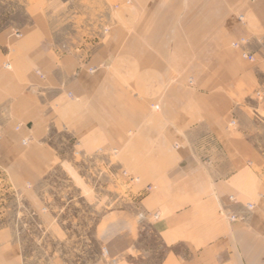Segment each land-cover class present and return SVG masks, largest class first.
Returning a JSON list of instances; mask_svg holds the SVG:
<instances>
[{
	"label": "crops",
	"instance_id": "0c3cea01",
	"mask_svg": "<svg viewBox=\"0 0 264 264\" xmlns=\"http://www.w3.org/2000/svg\"><path fill=\"white\" fill-rule=\"evenodd\" d=\"M240 39L255 63L227 46ZM256 87L264 0L120 4L85 56L62 52L44 18L0 28V169L37 206L35 187L60 162L56 134L84 156H109L138 203L101 216L105 255L90 264H264V115L251 114L264 103L247 99ZM43 222L66 253L46 264H87L74 255L81 229L54 212ZM0 264H25L8 227Z\"/></svg>",
	"mask_w": 264,
	"mask_h": 264
},
{
	"label": "rangeland",
	"instance_id": "374dc122",
	"mask_svg": "<svg viewBox=\"0 0 264 264\" xmlns=\"http://www.w3.org/2000/svg\"><path fill=\"white\" fill-rule=\"evenodd\" d=\"M132 1L126 4L125 0H0V28L19 29L44 18L62 52L85 56L102 40L108 20L118 5H130ZM237 20L242 23L243 18L240 16ZM233 43L239 46L233 47ZM249 43L247 39H240L227 46L241 51V57L244 53L253 57L252 61L242 57L253 64L256 59L247 50ZM187 83L191 86L192 79ZM258 91H262V87L251 90L247 97L256 108L264 103V96H258ZM251 114L264 115L260 109ZM55 136L54 142L62 149L61 158L45 175L42 186L35 187L40 197L37 199L40 210L29 199L31 187L18 189L11 184L7 172L0 169V228L14 231L23 246L25 264H46L56 255L66 257L63 245L54 240L52 233H47L43 222L48 212H54L67 229H81L77 234L81 238L77 241L83 242V246L81 250L76 248L74 255L77 258L79 253L84 254L86 263L90 264L105 255V249L99 247L95 224L118 205L134 202L137 208L138 198L133 200L128 195L131 194L130 185L118 184L117 177L125 178L126 183L129 180L122 171L112 167L109 156H84L68 136ZM144 240L147 244H155L154 238L145 237Z\"/></svg>",
	"mask_w": 264,
	"mask_h": 264
},
{
	"label": "built area",
	"instance_id": "2783aa9c",
	"mask_svg": "<svg viewBox=\"0 0 264 264\" xmlns=\"http://www.w3.org/2000/svg\"><path fill=\"white\" fill-rule=\"evenodd\" d=\"M131 1H132V0H125V3H126V4L131 3ZM232 46L237 48V47L239 46V43H233ZM242 57H243L244 59H248V60H250V61L253 60V57H251L250 55H248V54H246V53L242 54ZM256 94H257L258 96L263 97V96H264V88H262V91H258ZM253 207H254L253 204H246V209L249 210V211H251V210L253 209ZM228 219H229V221L232 222V221H235V220H236V217H235V216H230Z\"/></svg>",
	"mask_w": 264,
	"mask_h": 264
}]
</instances>
